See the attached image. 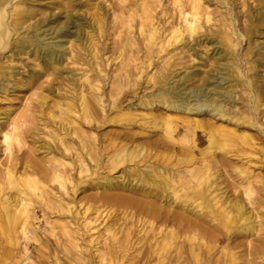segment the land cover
<instances>
[{
	"label": "bare ground",
	"instance_id": "1",
	"mask_svg": "<svg viewBox=\"0 0 264 264\" xmlns=\"http://www.w3.org/2000/svg\"><path fill=\"white\" fill-rule=\"evenodd\" d=\"M34 1L0 0V61L32 55L35 69L21 87L32 90L31 96L41 92L34 100L27 98L14 118L11 111L0 113L3 264H31V246L39 263L52 250L55 264L58 253L67 264L95 259L97 264H148L152 257L154 264H256L257 259L264 264V229L255 227L256 215L244 212L245 200L252 202L257 193L254 186L264 188V178L247 165L259 155L264 168V43L254 36L264 34V0L245 11V1L235 11V0H151L137 16V31L146 49L157 46L168 57L149 75L155 87L148 98L128 105H123L124 83L130 85L128 63L112 78L107 101L98 83L88 87L90 96L80 92L71 102L49 99L63 71L60 65L68 54L73 57L75 41L88 39V21L67 8L58 17L50 11L35 19ZM163 5L170 14L162 27L157 15L166 13ZM134 17L132 12L124 26L120 56L134 45L129 40ZM89 18L98 34L104 31L98 13ZM190 40L212 45L211 66L189 65L177 78L166 67L170 53L178 44L191 50ZM44 113L63 136L53 135L55 148L47 144L36 150L44 154L39 158L17 155L37 133L29 128L33 119ZM103 125L114 129L98 135ZM221 171L238 183L237 199L226 213L212 203L220 194L214 185L222 181ZM35 209L44 220L57 216L39 236ZM132 220L139 222L136 230ZM146 229L155 230L158 239L141 251L146 242L132 233ZM254 235L259 236L256 244L231 246H243L246 253L236 257L230 252L231 243ZM214 238L227 246L212 261L215 248L208 242Z\"/></svg>",
	"mask_w": 264,
	"mask_h": 264
},
{
	"label": "rangeland",
	"instance_id": "2",
	"mask_svg": "<svg viewBox=\"0 0 264 264\" xmlns=\"http://www.w3.org/2000/svg\"><path fill=\"white\" fill-rule=\"evenodd\" d=\"M242 1H245V6L243 11L248 9L251 6H255L261 0H235L234 6L239 8ZM56 2V3H55ZM151 0H36L32 3V8L36 13V18L39 19L40 16H48L51 11L54 16L58 17L61 13L64 12V8L72 10V14L80 15L81 17L87 19L88 24L86 25L85 31L88 33V39H83V41L76 42L75 47H73V52L66 56V59L62 62L60 66H62V74L58 75L53 83V89H56V92L50 93L49 99L57 98L60 101H72V98H75L80 92L83 94L90 96V91H88V87L90 85H95L96 83L102 86L100 92H102V99H108V95L110 93V84L112 78L117 73L119 74V68L123 66V64L128 63L130 65V85L125 84L126 91V100H124L123 105H128L130 103L135 104L140 98L147 99L149 93L154 90L153 81L149 79V75L153 72H156L162 63V59L168 57L164 56L163 53H158V47L154 46L152 49H146L143 42V36L139 35L137 31V16L142 14V10L146 6H150ZM212 8V7H211ZM163 10L166 13L159 12L157 17L160 22L159 26H165L164 19L170 14V7L163 5ZM241 9V8H240ZM161 8L159 9V11ZM224 15V8H220L218 10ZM239 11V10H238ZM134 12L135 17L132 24V33L129 35V40L134 45L132 49L129 47L126 48L123 55L120 56L121 51V39L125 35V24L128 21L129 15ZM92 13H98L104 20L105 29L103 32L98 34V31L95 30L96 26L93 25V21H91L90 15ZM116 32L120 33V36H116ZM255 37H259L258 41L264 43V34L258 36V34L254 35ZM202 39V38H201ZM186 41V40H185ZM181 42L186 43V42ZM192 45V49H187L184 44L176 45L179 48L175 49L170 53L171 59H169L170 66H166L168 68V72H172L175 77H180L184 73V68L189 65H195L200 70H204L206 68H210L211 61L208 59L212 56V45L207 43L206 41L194 43L190 40ZM244 42L242 43V45ZM183 47V48H182ZM170 49V47L168 48ZM206 50V51H205ZM196 52V54H195ZM208 52L210 55L206 57ZM175 53V54H172ZM191 55V57H190ZM71 56V57H70ZM132 57V58H131ZM128 58H131L133 61L126 62ZM170 58V57H169ZM124 61L121 63V61ZM3 67V72H0V88H3L4 85L8 88L7 92H2L0 90V113L11 111L10 118H14V116L19 115L24 110L25 100L31 98L34 100L36 95L40 94V91H35L36 95L31 96L32 90L27 91L23 87H21L22 82H27L28 76L32 73L34 65L36 61H34V57L32 55L21 54L19 57L12 58H4L0 61ZM262 76V82H264V65L260 72ZM109 78V79H108ZM44 79H42L43 81ZM50 81V78L46 80ZM15 89V90H14ZM59 94V97L57 96ZM43 95V94H42ZM54 111H57L53 108ZM52 110V111H53ZM47 112V110H45ZM140 112V111H139ZM109 113V111L107 112ZM63 118L56 117V121H62ZM32 129V133L36 131L30 141H27V144L24 148H21V151L18 152L17 155H20L22 152H26L25 155L28 157L39 158L44 154H38L36 150L40 149L39 152L45 150L43 147L47 144H53V135H56L57 138L63 136V131L59 130V125L53 122V119L50 120V117L46 113L41 115L39 118L33 119L31 125L29 126ZM114 128L111 125H103V127L97 130V134H105L107 131L113 130ZM84 130H87L84 126ZM29 139V140H30ZM55 148V145L52 146ZM2 145L0 144V162L4 161L5 156L3 155ZM263 158V156H261ZM246 161V160H244ZM249 171L262 176L264 178V168L262 160L259 155L253 159V161L248 162ZM221 179L222 181L218 183V185H214L216 190L220 193L213 203V207L219 211H224V213L229 211L230 203L237 199L238 190H235L238 183L234 182L232 177L228 174V172L221 171ZM120 173H116L119 175ZM257 193L252 195V202H244V212L246 214H251L253 217L256 215V228L264 229V188H257L254 186ZM214 192L215 194L217 193ZM217 202L215 203V201ZM189 200V202H192ZM254 201H259L254 204ZM197 203H192L189 208L193 207ZM36 212L37 220L34 221V227H36L37 235L39 236L42 229H47L49 225L46 224L52 223V221H56V217L54 214L50 215L47 220L42 218V213L38 210H34ZM100 221V219H99ZM102 223L106 222V217L104 218ZM113 222V221H112ZM101 223V224H102ZM114 227L117 225H121V221L113 222ZM133 227L136 230L139 226V222L136 220H132ZM242 223V221H241ZM111 224V223H110ZM101 227V226H100ZM155 230L148 232V229L145 230L144 233H140V235L133 234V238L142 239L141 251L145 249L148 244H154V241L158 239V235L155 234ZM260 236H264V232L260 233ZM259 236L254 235L253 237H245L239 238L234 243L229 245L230 252H236V257L240 256L243 253L248 251L247 248L239 247L234 248L231 247L233 244L238 243V241H242L244 246L247 247V242L249 240L252 244H256L254 239H258ZM219 238V237H218ZM210 246H214L215 249L212 250L209 258L212 261L221 257V249L227 246V241H219L216 238L209 240L208 242ZM140 247V245H138ZM38 248V246H37ZM228 248V247H227ZM149 250V249H148ZM226 250V249H225ZM224 250V251H225ZM244 250V251H243ZM31 264H55V252L50 250L48 254H45L42 262H38V253L36 249L31 246L29 248ZM206 256V254H205ZM207 257V256H206ZM63 256L58 253L59 264H67L63 259ZM17 260V257H14L13 261ZM155 259L152 257L149 260L148 264H154ZM256 264H262L260 259L256 260ZM5 261L2 256H0V264H3ZM7 262V261H6ZM14 264V262H12ZM93 264H97V259L94 260ZM119 264V263H118ZM215 264V263H212ZM222 264V263H219Z\"/></svg>",
	"mask_w": 264,
	"mask_h": 264
}]
</instances>
